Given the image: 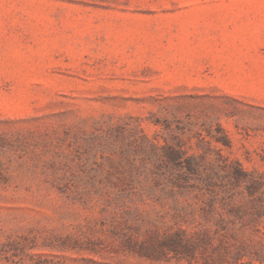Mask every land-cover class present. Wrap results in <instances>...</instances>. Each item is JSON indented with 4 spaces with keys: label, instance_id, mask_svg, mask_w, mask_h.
Here are the masks:
<instances>
[{
    "label": "rangeland",
    "instance_id": "374dc122",
    "mask_svg": "<svg viewBox=\"0 0 264 264\" xmlns=\"http://www.w3.org/2000/svg\"><path fill=\"white\" fill-rule=\"evenodd\" d=\"M0 264H264V0H0Z\"/></svg>",
    "mask_w": 264,
    "mask_h": 264
}]
</instances>
